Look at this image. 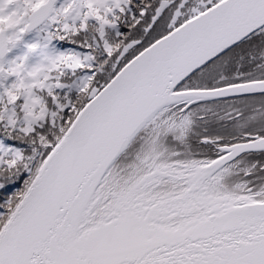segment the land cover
I'll list each match as a JSON object with an SVG mask.
<instances>
[{
	"label": "snow or ice",
	"instance_id": "snow-or-ice-1",
	"mask_svg": "<svg viewBox=\"0 0 264 264\" xmlns=\"http://www.w3.org/2000/svg\"><path fill=\"white\" fill-rule=\"evenodd\" d=\"M0 264H264V0H0Z\"/></svg>",
	"mask_w": 264,
	"mask_h": 264
}]
</instances>
